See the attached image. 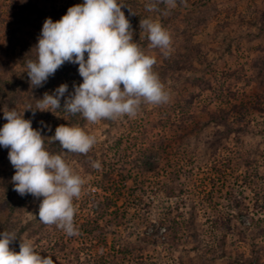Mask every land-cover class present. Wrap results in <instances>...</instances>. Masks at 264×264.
<instances>
[{"label": "rangeland", "instance_id": "1", "mask_svg": "<svg viewBox=\"0 0 264 264\" xmlns=\"http://www.w3.org/2000/svg\"><path fill=\"white\" fill-rule=\"evenodd\" d=\"M83 2L0 0V128L15 109L47 137L70 125L97 138L86 155H64L85 179L74 237L39 221L42 197L14 190L9 149L0 146V232L16 233L10 248L31 240L54 264H264V0H176L174 8L119 0L170 101L96 124L63 109L33 117L28 108L45 92L82 83L78 65L66 62L31 87L26 62L36 59L44 21ZM145 18L170 32L167 58L149 46ZM45 148L64 152L48 138Z\"/></svg>", "mask_w": 264, "mask_h": 264}, {"label": "clouds", "instance_id": "2", "mask_svg": "<svg viewBox=\"0 0 264 264\" xmlns=\"http://www.w3.org/2000/svg\"><path fill=\"white\" fill-rule=\"evenodd\" d=\"M170 8L176 0H159ZM119 0H84L69 7L58 21L47 18L34 47L36 59L26 62L30 86L43 87L66 62L78 65L82 83H74L73 91L61 84L51 94L45 92L36 111L53 114L63 109L67 114L81 115L89 124L102 120L135 118L143 104H167L171 97L154 71V56L147 55L134 41L133 28ZM152 12L156 5L149 3ZM129 13L135 15L130 9ZM150 47L160 49L167 58L172 52V37L161 23L151 18L140 20ZM87 54V55H86ZM63 98V106L61 99ZM7 121L0 128V146L9 149L8 159L15 169L14 190L20 196L41 198L38 219L55 225L67 236L79 234L74 217L85 179L66 162V154H87L97 143L95 135L80 126L59 125L51 137L32 127V120L15 109L4 111ZM42 125L43 121L40 122ZM51 132L50 126L45 125ZM59 143L63 154H52L45 139ZM92 167L100 169L98 161ZM37 217V216H36ZM17 240L15 232H0V264H54L51 256L42 257L31 240H20L19 252L10 248Z\"/></svg>", "mask_w": 264, "mask_h": 264}]
</instances>
